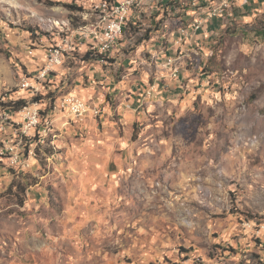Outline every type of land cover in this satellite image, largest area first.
Instances as JSON below:
<instances>
[{"label":"rangeland","instance_id":"obj_1","mask_svg":"<svg viewBox=\"0 0 264 264\" xmlns=\"http://www.w3.org/2000/svg\"><path fill=\"white\" fill-rule=\"evenodd\" d=\"M101 1L0 0V99L38 103L42 128L0 107V147L30 164L0 158V264H264V12L185 50L181 16L23 88L44 65L38 49L79 35ZM69 94L97 115L55 109Z\"/></svg>","mask_w":264,"mask_h":264},{"label":"bare ground","instance_id":"obj_2","mask_svg":"<svg viewBox=\"0 0 264 264\" xmlns=\"http://www.w3.org/2000/svg\"><path fill=\"white\" fill-rule=\"evenodd\" d=\"M103 1L106 2V4H103ZM130 4L128 6V12L125 14L124 19L122 20V33L118 35L117 39H115V45L117 42L120 41L122 37H127V26L129 24V21L133 18V12L135 9H138L140 7L147 6L150 3H155L156 5H159L158 7V12L162 11V14H159L156 17V23L159 22V24L162 27V30L168 31L170 28L169 26L173 23L178 21V14H182L187 12L189 9H192L193 11L196 10L198 12H201L197 16L192 18L186 22L185 26L181 29V32L185 31H190V37H185L184 41H193L195 35L197 34V31H191L195 26H200L202 23V20L214 16L219 9L223 8L228 0H194L193 2H184L187 0H178L180 2L179 4H176L174 7L170 8L168 10V14L166 12V7H171L173 4L168 5V2L170 0H129ZM103 4V5H102ZM151 7H154L153 5H150ZM150 7V8H151ZM94 10L98 13L97 14V21L93 22L92 24L86 26L85 28L82 29V31H77L79 35L76 36V33L70 34L65 32V30H60L58 32V40L53 46H60L62 44V37H63V45H67L70 49V52L68 51H60L59 53V64L60 66H63L66 62V56H74L76 55L81 46H83V39L82 37H97V38H105L106 37V31H107V21L110 20V12H111V17H118V0H102L101 2L95 4ZM156 10V9H155ZM166 14V15H165ZM185 22V21H184ZM183 24V23H182ZM146 26V25H145ZM142 24L141 28L137 30V39H143L145 38V33L147 32V28ZM152 25H150V28ZM57 34V32H55ZM135 35H129L126 39L128 46H132L136 44V33ZM130 46V47H131ZM182 50H185L184 47H180ZM113 49L112 46H105L104 47V55L110 52ZM180 51V50H179ZM88 52L94 54V55H99V47H90L88 49ZM184 52V51H182ZM182 58V57H180ZM186 58V57H185ZM179 58L175 60L169 61L167 64L171 63H178ZM57 66V59L56 58H48V62L44 64V66L41 68L39 71V74H45L46 73V81L49 80V78L52 76L53 73H55L58 70H55ZM61 68V67H60ZM59 68V69H60ZM47 71H54V72H47ZM36 74V73H35ZM175 75V73H174ZM34 81V82H32ZM38 82V74L34 76H27L25 78V82L23 83L22 76L20 78V84L23 88L30 89L33 93L34 90L31 89L33 88L36 83ZM39 93V91H38ZM77 97L76 95L69 94L65 96L61 100H67L70 98H75ZM61 98V97H60ZM38 104V103H37ZM33 105L31 107L29 106H24L21 109H32ZM64 111V110H60ZM95 113L94 115H97L98 109H93L91 110V113ZM74 116L80 117L82 116V111H74L73 113ZM40 118H41V110L38 111L37 117H31V124L32 127H38L40 123ZM27 120L26 128L25 130H30V119H25ZM3 148V147H0ZM10 154L11 155H18L19 150L15 146H10ZM25 168L28 167V161H18V168Z\"/></svg>","mask_w":264,"mask_h":264},{"label":"built area","instance_id":"obj_3","mask_svg":"<svg viewBox=\"0 0 264 264\" xmlns=\"http://www.w3.org/2000/svg\"><path fill=\"white\" fill-rule=\"evenodd\" d=\"M184 2H193L194 0H187ZM237 0H228L227 4L219 9L217 13L214 16L208 17L204 20H202V23L200 26H195L191 31H197V37L199 36H205L204 32L205 30L209 28L210 24L216 25L218 20H221L223 22L224 18H229L233 15L234 6ZM180 2H174L171 7H166V12L170 10V8L174 7L176 4H179ZM103 4H106L105 1H103ZM102 4V5H103ZM130 4L129 0H118V17H111L110 12V20L107 21V31H106V37L105 38H97L95 37H82L83 44L86 45L87 50L90 47H99V55H97L98 58L104 59V47L105 46H112L114 50L115 46V39H117L118 35L122 33V20L124 19L125 14L128 12V6ZM159 5H156V9H158ZM155 11H153V14ZM139 21V19H138ZM138 21H136L135 25H138ZM208 27V28H207ZM209 37H212L216 35V28L211 30L209 34H207ZM206 35V36H207ZM190 37V31L180 32L179 36H176V45L179 47H183L184 45V38ZM141 39H137V32H136V42H138ZM146 42L145 39H142L141 43ZM60 51H68L70 52V49L67 45H63V37H62V44L60 46H53L49 44L47 46V56L46 61L48 62V58H56L57 59V66H60L59 64V53ZM178 54V50L176 52ZM182 59L179 57V61L176 64H172V68H175V75L171 76L172 79H175L176 81H179L181 78V71L184 68L182 66ZM47 72H54V71H47ZM27 74L22 75L23 83L25 82V78L27 77ZM40 82H46V73L45 74H38V82L36 85L31 88L34 90V94L38 93V91L41 90ZM158 87V85L152 86V89L148 91L150 94L152 90H155ZM38 104L35 103L33 105L32 109H24L21 111L23 113L24 119H30V130H41V126L39 127H32L31 124V117H37V113L39 111V108H36L34 106H37ZM55 109L57 110H67L69 113H73L74 111H82V118L89 116L91 114V110L96 109V106H93L83 98L77 96L75 98H70L67 100H59L55 102ZM21 110V109H20ZM3 157L7 158L9 161V165L16 170L18 169V161H28L27 159L22 158V154L19 151L18 155H11L10 154V146L0 148V158L3 159ZM28 166L30 164L28 163Z\"/></svg>","mask_w":264,"mask_h":264},{"label":"crops","instance_id":"obj_4","mask_svg":"<svg viewBox=\"0 0 264 264\" xmlns=\"http://www.w3.org/2000/svg\"><path fill=\"white\" fill-rule=\"evenodd\" d=\"M150 5H153L154 7H151ZM149 6L151 8H149ZM147 7L150 9V12L152 14V17L150 19V21H151L150 25H152V27L156 26V24L158 22L156 23V21H155L156 18L155 17L158 16L159 12H158V9H156L155 3H150L147 6H144V7L142 6V7L138 8V9L134 10L133 15H132L133 18L131 19V21L134 23V26H140V27L142 26L143 22L141 20L138 21V18H141L143 16V14L146 13V8ZM153 11H155L154 14H153ZM261 12H264V0H237V2L235 3V6H234L233 15L231 17H229V18H224L223 22L221 20H218L216 25L210 24L209 28L207 27L208 30L206 29L205 32H204V35H205L204 37L205 38H210L207 34H209V32H211V30L214 29V27L216 28V34H218V32H220L224 27H227L228 25L234 24L235 21L238 22V20H241L243 18H248V17L250 18V17H252V15H254V14L257 15V14H259ZM200 13L201 12H198L196 10L193 11L192 9H189L185 13L178 14V18L177 19H179L182 16L184 18L183 21L188 22L192 18L193 15L195 17V16H197ZM238 14H241V16H238ZM97 19H95V22L97 21ZM136 21H138V25H135ZM92 23L93 22H89L86 26H88V25H90ZM158 25H159V28H160L159 31H163L161 25L159 23H158ZM196 36H197V34L195 35V37ZM143 39H145V38H143ZM126 40L127 39H125V37H122L120 39V41L117 42V44L114 46V50L112 49L110 52L105 54L104 55V59H100V60L102 62H105L104 60L112 59L114 57L116 58L118 56L117 55L118 54V48H120V50H121L122 49L121 45H123V44L128 46ZM190 43L192 44V41ZM43 51L44 52H42L40 49H38V56L39 57H44V59H45L44 60V64H45L47 52H46V49H44ZM87 52H88V50L86 48V45L84 44L83 46H81L79 52L77 53L78 54L77 56H80V60H82L84 62L85 61L91 62L94 58L87 59V60L83 59ZM91 55L97 56V55H94L92 53H91ZM77 56H75V55L74 56H70L69 58H67V60L68 59L75 60L77 58ZM67 60H66V62H67ZM100 60H98V62ZM96 108L98 109L97 106H96ZM71 115H73V114H71ZM80 117L82 118V116H80Z\"/></svg>","mask_w":264,"mask_h":264},{"label":"trees","instance_id":"obj_5","mask_svg":"<svg viewBox=\"0 0 264 264\" xmlns=\"http://www.w3.org/2000/svg\"><path fill=\"white\" fill-rule=\"evenodd\" d=\"M174 2H178V0H170V1L168 2V5L173 4ZM70 7L74 9V6H70ZM238 16H241V14H238ZM158 23H159V22H158ZM158 23L156 24L155 27H151L149 30H147V32L145 33V37H146V38H149V37L151 36V34H153V31H159V30H160ZM236 23H237V21L234 22V24H236ZM129 25L131 26V29H136V30H134V32L137 31V30H139V29L141 28L140 26H134V23H133L132 21H129V24H128V26H127V30L129 29ZM229 26H230V25H229ZM227 28H228V27H227ZM135 33H136V32H135ZM262 33H264V28H263V30L261 31V34H262ZM139 41H142V39L139 40ZM91 58H97V59H99L97 56H93V55H91L90 52H87V53L85 54V56H84L83 59H84V60H87V59H91ZM26 105H27V100H23V99H19V100H15V101L10 100V101H8V102H6V101L0 99V107H3V108H4V107H14V108H16V109H21V108H23V107L26 106Z\"/></svg>","mask_w":264,"mask_h":264}]
</instances>
